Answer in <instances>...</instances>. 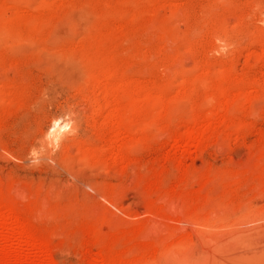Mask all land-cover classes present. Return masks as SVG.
<instances>
[{
  "label": "rangeland",
  "instance_id": "374dc122",
  "mask_svg": "<svg viewBox=\"0 0 264 264\" xmlns=\"http://www.w3.org/2000/svg\"><path fill=\"white\" fill-rule=\"evenodd\" d=\"M99 79L109 90L123 85L122 105L152 101L143 129L134 116L126 125L134 152L115 156L123 144L111 143L117 130L105 124L112 107L91 113L87 87ZM70 118L74 131L50 139L54 122ZM194 119L210 126L200 148L173 152ZM11 190L26 196L17 207L43 235L51 264L100 255L130 264L160 253L134 225L155 220L148 207L166 193L222 226L208 264H259L264 0H0V192ZM0 204L5 212L13 203Z\"/></svg>",
  "mask_w": 264,
  "mask_h": 264
},
{
  "label": "bare ground",
  "instance_id": "6f19581e",
  "mask_svg": "<svg viewBox=\"0 0 264 264\" xmlns=\"http://www.w3.org/2000/svg\"><path fill=\"white\" fill-rule=\"evenodd\" d=\"M104 76H105V74H104ZM100 79L94 80V82L92 81L93 83L88 82V83H90V86L87 84L89 87H87L88 91H87L86 99L88 100V102L91 106V108H90L91 113L93 116H95L97 114L99 115V114H101V112L106 110L108 107H112L110 109V111L107 112L108 113V115H107L108 121L106 123L104 121V123L106 124V126L110 130H112V131L117 130L116 132H113V133H115L114 135L109 136L111 143L112 142H122V144H123V145L121 144L123 146V149H121V148L117 149L115 147L116 148V150L114 152L115 156L122 151L127 152V151L131 150L134 152V150H132V148L134 147V145L136 143L133 140H130L129 138H127V141H126V134H125L126 131H132L133 127L131 125V128L126 130V125L128 123H130V124L132 123L131 120L133 119V116H134V118H136V120H137V125H139L140 128L143 129L145 126L144 120L146 117L144 118L142 116H144L146 114L145 113V110L147 111L146 108L150 109L153 106L152 101L149 100L146 96H143V97H141L140 100L138 99L135 101V99L132 100L133 98L131 99V97H129L128 96L129 94H128L126 100H128V97L130 99L128 100V103L126 102V104L125 105L123 104L124 105L123 106L120 103L121 100H119V98L117 96L119 89L122 88L123 85L117 86L119 84V82H118V84L115 83V84H117L116 85L117 87L115 86V89H113L111 87L112 89L110 88V90H109V89L105 88V86L102 85L103 82L101 84ZM118 81H120V80H118ZM129 86H130V84H129ZM126 90H128V88ZM126 90H125V94L123 93L124 95H126V92H127ZM226 91L227 90H224L223 92H226ZM219 94L222 95V93H219ZM120 96L121 95L119 94V97ZM125 97L126 96H123V99ZM220 97H222V96H220ZM225 97H226V95H225ZM123 108H125L127 110L126 113H121V110L123 111ZM103 115H105V114H103ZM131 115H132V117H131ZM141 118L142 119L144 118V120H142ZM206 118L204 120H206ZM93 119H94V117H93ZM140 119L142 121H139ZM57 120H59V119H57ZM74 120H75L74 118H70L66 121H63V123H60L59 121L58 122L55 121L54 126H53V131H51L52 136L49 135L51 137L50 139H52L53 136L57 139H61L64 136V134H66L68 132H73L75 129V126H74L75 121ZM191 122H193V120H191ZM194 122H195L194 124H197V125H193V127L191 126L192 128L180 133L178 136L176 135V138H174V140H175L174 144L172 145L173 152L189 153L191 149L195 150V149L200 148V146L202 144L201 141L204 139L205 133L206 132L208 133L207 128L210 126L208 124L201 126L200 123H199V125H200L199 126L197 123L198 121L196 122L195 119H194ZM127 136H129V135L127 134ZM128 139H129V141H128ZM52 141L50 143H52ZM120 155H121V153H120ZM125 157H126V153H125ZM119 158H120V156H119ZM12 189L14 190L13 187H12ZM13 190H11V193L10 192L8 193V196H6L5 194L0 192V201L3 199H9L13 203L12 206H9L7 211L0 212V264H51V262L49 261V258H48L49 255H48V253L44 247L43 235H40L41 233L40 234L37 233L33 224L29 221L30 219H26V216L24 214H22V209L18 208L19 206L17 207V204L22 205L26 196L24 195L23 192H18V193L14 192V193H16V194H14L12 192ZM174 193L176 194V192H174ZM32 196H34V195H32ZM180 196H181V194H180ZM180 196H178V197L182 198ZM176 199H177V197L174 198V196L169 195L168 193L161 195L157 199L155 204H153V205L151 204L148 207V211H147L149 214L155 216L156 219L153 220L152 218H148L144 222H143L144 219H142L137 223L136 226L134 225V231L144 232V235L142 236V241L140 239H139V241L143 242V244L146 246H154V245L159 246V245H161L163 247V249L161 252L158 250L160 253L152 254V257H150L149 259L135 260V261L133 260L134 262H132L130 264H208L209 263L211 246L214 242H216L219 239V237H221L220 235L223 231L222 226L221 227L219 226V228L217 226V229H214L210 225L211 224L210 223L211 216L213 214L211 216L209 215L211 213H209L208 215H205V216L197 215L196 213L192 212V210H194V209H192V210L188 209L186 201H185L186 202L185 203L183 201V199H179V200L178 199L176 200ZM189 205H191V204H189ZM29 214L33 215V217H35L37 219L48 216L46 211H43V210H41V211L33 210V211L29 212ZM153 216H150V217H153ZM33 220H35V219L33 218ZM106 220H108V219H106ZM110 220H112V219H110ZM114 220H113V222H114ZM115 221H117V220H115ZM193 221L195 223H197V221L203 222V224H202L203 228H200L202 230L199 229V231H197L196 228L195 229L193 228L194 229L193 230L192 227H190V226L187 227V226L183 225V224H188V223H190V225H191V223H193ZM33 223H35V222H33ZM113 224L114 223H112V221L110 222L108 220V223H107L108 227L110 225H113ZM34 225H37V224H34ZM95 236H97V235H95ZM139 236L141 238V235H139ZM93 241L94 240H92V242ZM103 241L104 240H102L101 243H103ZM105 243H104V246H105ZM99 244H100V241H99ZM102 245L103 244H101V246ZM98 246L100 247V245H98ZM106 247H107V245H106ZM101 249H102V251L104 250L102 247H101ZM134 249L137 251L138 248L137 249L134 248ZM144 249H147V248H144ZM197 250H200V251H197ZM131 251H133V250H131ZM142 251H143V249H142ZM149 251H151V249H149ZM109 252L110 251H108L106 253L109 254ZM145 252H146V250L144 251V253ZM197 252H199V253H197ZM90 253L91 252L87 251L86 255H88ZM139 253L141 254V249L138 252V255H139ZM253 253H251V256ZM97 254H98V252H97ZM131 254H132V252H131ZM100 256H99L100 259H93L91 257L92 258L91 264H125V263H123L124 261L121 262V261H116V260L115 261L111 260L112 262H107L104 258H101ZM254 256L256 258H261L264 256V251L261 250V253L258 252V255L256 254ZM110 257H112V256H110ZM247 257H249V256H247ZM242 258H244V257L242 256ZM256 258H253V259H255L257 261ZM244 259H242V260H244ZM247 259H251V258H247ZM261 260H260L261 262L259 264H262V262H264L263 258ZM242 262H244V261H241V263ZM246 262H244V263L246 264ZM258 262H259V259H258ZM248 264H249V262H248Z\"/></svg>",
  "mask_w": 264,
  "mask_h": 264
}]
</instances>
